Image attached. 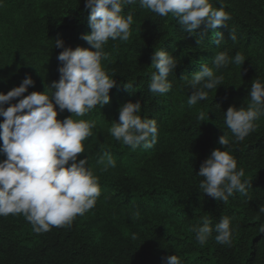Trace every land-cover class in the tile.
Listing matches in <instances>:
<instances>
[{
  "label": "trees",
  "instance_id": "1",
  "mask_svg": "<svg viewBox=\"0 0 264 264\" xmlns=\"http://www.w3.org/2000/svg\"><path fill=\"white\" fill-rule=\"evenodd\" d=\"M86 0H0V92L19 86L31 76L32 91H49L59 79L62 48L88 47L82 36L91 31ZM214 9L230 16L226 27L201 37L184 32L178 19L159 16L139 4L127 5L133 15L127 41L109 40L102 66L115 74L117 86L110 90V103L97 106L73 119L94 120L93 135L83 144L89 166L99 178L101 195L95 206L77 215L71 225L36 233L22 215L0 216V264H162L177 255L182 264H264V116L243 141L233 144L225 124L228 107L250 102L254 80L264 82V0H210ZM235 31L237 40L229 38ZM223 39H218V33ZM201 43H197V39ZM167 50L178 61L168 79L171 90L149 91L154 50ZM240 53L243 65L229 64L216 74L223 80L217 89L206 90L207 99L189 107L191 89L185 77L202 64L212 66L214 55ZM124 84L132 85L125 88ZM16 100L12 102H18ZM139 100L142 118L155 119L158 138L151 148L136 149L113 138L109 128L119 118V108ZM203 113L201 121L200 114ZM71 114L58 112V119ZM3 120V117H0ZM227 134L228 149L243 168L247 193L236 192L227 203L217 201L199 188L201 163ZM109 151L115 168L101 171L97 159ZM6 158L0 153V160ZM209 217L213 232L205 245L195 239L192 227ZM227 216L233 227L231 246L218 244L214 228ZM137 238L133 240L132 234Z\"/></svg>",
  "mask_w": 264,
  "mask_h": 264
},
{
  "label": "clouds",
  "instance_id": "2",
  "mask_svg": "<svg viewBox=\"0 0 264 264\" xmlns=\"http://www.w3.org/2000/svg\"><path fill=\"white\" fill-rule=\"evenodd\" d=\"M139 4L159 16L171 14L178 19L184 32L201 37L210 31L228 26L231 16L222 8L214 9L210 0H86L85 9L90 10L88 24L91 31L84 34L88 47H65L62 39L55 40V47L62 48L57 60L59 79L48 85L49 91H32L31 76H26L19 86L0 92V153L6 158L0 160V216L22 214L31 223L36 233L47 232L51 227L71 225L77 215H83L95 206L101 195L99 178L89 166L83 142L93 135L96 121L73 119L84 116L97 106L110 103V90L117 86L115 74L107 73L102 66L106 59L104 46L111 40L127 41L131 13L124 15L127 5ZM197 36V35H196ZM229 38L237 40L234 30ZM223 33H218L219 42ZM197 43H201L198 38ZM245 57L237 53L229 57L227 52L214 55L212 66L202 64L200 69L185 77L191 94L189 107L207 99V91L223 84V76L216 73L229 64L243 65ZM151 65L149 91L153 94L168 93L172 84L168 77L178 66V61L167 50H154ZM125 88L132 85L124 84ZM250 102L246 107H228L225 124L230 129L236 144L243 141L258 127L256 123L264 116V82L256 79L248 91ZM18 99V102H12ZM139 100L124 102L119 108L118 122L112 124L109 132L123 145L136 149L138 146L151 148L158 138L155 119L142 118ZM67 110L71 115L58 119V112ZM201 121L203 113L200 114ZM223 149L216 148L201 163L197 175L203 177L199 188L204 194L217 201L228 202L234 193H247L249 181L243 168L237 169V160L228 149L227 134L218 138ZM103 165L101 171L116 167V161L109 151L97 159ZM264 211V208L260 209ZM218 244L231 246L233 227L229 217L224 216L214 228ZM196 241L205 245L213 232L209 217H201V223L194 225ZM259 231L264 233V225ZM133 240L137 238L133 233ZM162 264H182L175 255H168Z\"/></svg>",
  "mask_w": 264,
  "mask_h": 264
}]
</instances>
